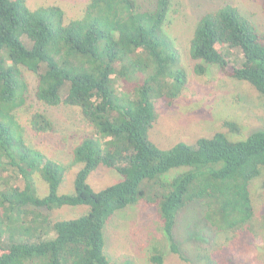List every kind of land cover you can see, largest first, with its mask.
<instances>
[{
	"label": "trees",
	"instance_id": "1",
	"mask_svg": "<svg viewBox=\"0 0 264 264\" xmlns=\"http://www.w3.org/2000/svg\"><path fill=\"white\" fill-rule=\"evenodd\" d=\"M174 6L175 0H154L143 10L135 0H88L69 17L58 4L31 9L28 0H0V264H112L104 253L105 225L139 201L157 210L167 249L181 259L174 229L196 203L212 228L233 233L229 250L217 246L209 259L227 264L225 257L242 251L239 234L254 215L256 184L264 204V129L234 139L240 127L224 121V131L166 151L148 132L155 103L172 106L184 91L187 58L195 75L216 67L264 101V32L225 4L199 18L184 52L174 35ZM233 50L242 57L238 66L229 65ZM22 68L37 76V100L77 108L90 127L69 166L25 139L18 115L28 91ZM27 123L35 133L52 129L40 111ZM69 167L77 169L73 193L61 194ZM100 167L121 181L94 191L87 180ZM77 206L88 210L74 219L39 211ZM163 256L155 251L149 262L162 264Z\"/></svg>",
	"mask_w": 264,
	"mask_h": 264
},
{
	"label": "rangeland",
	"instance_id": "2",
	"mask_svg": "<svg viewBox=\"0 0 264 264\" xmlns=\"http://www.w3.org/2000/svg\"><path fill=\"white\" fill-rule=\"evenodd\" d=\"M141 9H150L154 0H135ZM88 0H28L33 9L39 5L58 4L69 17L77 16ZM231 4L249 18L264 32V13L261 0H175L173 19L178 46L186 52L188 42L199 18L206 12ZM229 65H240L242 57L238 50L229 56ZM186 60V61H185ZM184 60L188 82L184 91L172 106L157 101V119L148 132L149 141L166 151L179 142L193 145L200 137H209L214 132L225 130L224 121L235 122L240 133L230 134L234 139L245 138L253 132L264 129V101L255 89L246 82L234 80L218 68L212 67L204 76L192 72L194 62ZM28 84L26 104L18 114L25 129V139L32 147L42 151L50 159L69 166L72 149L79 140L90 132V127L79 110L64 104L50 107L35 96L37 76L22 68ZM67 86L62 91L65 96ZM40 111L48 117L52 129L44 133L33 132L27 123L30 113ZM76 168H68L60 186L61 194L73 193ZM122 177L104 167L93 171L87 182L94 191L121 181ZM41 192L45 189L41 188ZM255 212L239 234L242 251L225 257L227 264H264L263 197L260 188L252 190ZM86 206L62 207L53 211L39 210L52 220L74 219L86 212ZM104 253L112 264H121L131 259L135 264H151L149 255L157 252L163 256L162 264H220L209 256L217 246L226 247L232 243V232H220L203 220L201 203L184 209L178 216L174 236L183 259L172 254L160 231L157 210L139 201L117 213L106 223L103 230ZM229 250V249H228Z\"/></svg>",
	"mask_w": 264,
	"mask_h": 264
}]
</instances>
